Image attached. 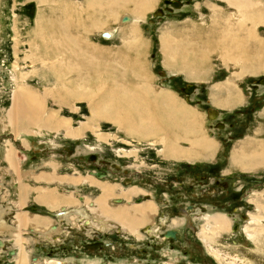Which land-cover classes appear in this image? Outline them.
I'll list each match as a JSON object with an SVG mask.
<instances>
[{
    "label": "rangeland",
    "instance_id": "obj_1",
    "mask_svg": "<svg viewBox=\"0 0 264 264\" xmlns=\"http://www.w3.org/2000/svg\"><path fill=\"white\" fill-rule=\"evenodd\" d=\"M86 2L0 0V205L11 208L4 219L16 226L21 211V217L27 220L32 211L47 215L42 212L47 211L44 205L34 199L45 185L63 193L75 190L67 183L77 181V194L90 203L102 196L104 187L112 186L106 202L110 208L140 209L137 204L143 198L154 199L160 211L193 204L190 216H180L184 218L181 226L174 227L167 221L159 235L164 236L169 228L189 231L190 225L195 230L192 238L199 235L207 242L209 252L203 250L206 247L198 239L202 254L184 242V247L169 242L182 252L176 250L167 256L168 245H163L160 237H123L129 228L113 223V218L108 217L110 235L83 221L74 224L55 217L52 223L63 227V232L48 242L36 240L38 234L30 226L22 227V242H15L9 233L0 236L4 241L0 264H22L24 255L28 264H264V226L256 233L260 227L249 221L252 214L264 223V163L252 157L255 151L264 155V0H154L140 14L136 0H97L99 6L91 12ZM53 23L70 28L55 36L58 50L52 59L54 68L50 60L42 61L43 41L50 43L47 33ZM107 29L114 33L112 39L103 37ZM209 34L215 40L209 41ZM164 37L172 42L170 51ZM184 39L187 44L178 47ZM235 41L239 43H230ZM185 51L187 56L183 57ZM257 63L262 66L254 70ZM188 72L192 74L189 77ZM119 74L122 79L126 77L123 83L141 86V93L146 94L147 87L153 95L175 98L181 108L176 111L178 118H182L183 109L196 121L191 132L169 125L163 130L145 127L141 121L139 125L145 131L133 135L95 111L89 97L81 92L98 91L99 80H103L101 90H108L114 80L107 75L117 79ZM189 84L193 91L186 93L183 88ZM22 87L39 94L50 90L40 116L41 121L50 116L51 127L30 126L19 134L15 132L7 113L15 90ZM56 91H70L75 97L69 93L65 98L62 93L64 99L56 100L52 97ZM230 94L238 95L240 102L228 104ZM59 122L63 127L58 129L55 126ZM68 126L83 128L81 135L68 134ZM205 141L210 147L204 145ZM168 145L181 150L183 156H167ZM8 149L15 154V164L5 158ZM198 149L209 152L200 156L196 154ZM89 172L104 173L106 179L99 180ZM46 176L54 178L45 183L42 179ZM63 181L69 182L58 185ZM83 181L85 185H81ZM23 184L29 190L27 206L18 204ZM71 205L82 207L84 203L76 196ZM216 211L232 216L231 220L237 218L234 222L242 229L233 234L232 220L227 231L212 232L214 226L205 222L204 215ZM81 223L91 228L78 230L76 226ZM252 233L257 235L250 238ZM117 235L123 239L115 240Z\"/></svg>",
    "mask_w": 264,
    "mask_h": 264
},
{
    "label": "bare ground",
    "instance_id": "obj_2",
    "mask_svg": "<svg viewBox=\"0 0 264 264\" xmlns=\"http://www.w3.org/2000/svg\"><path fill=\"white\" fill-rule=\"evenodd\" d=\"M96 1L97 0H87L86 4H87L88 10L90 12L92 11V9H96V7L99 6L96 3ZM112 1H114L116 3V1H118V0H112ZM122 1H125V0H122ZM136 1L138 2L137 3L138 5L137 4L136 5H137V7H139L138 9H140V12L138 11V13L140 14V13L144 12L145 10H147L149 7H151V5H152L154 0H136ZM240 5H243V3L242 4L240 3ZM125 18H126V16L122 17L120 21L121 22L124 21ZM128 18H129V20H131V18L129 16H128ZM87 22H89V21H87ZM63 24H64V22H63ZM63 24L61 23V27H56V25L54 23L52 24V26L50 25L51 27L49 29V32L47 33L48 34L47 35V37H48L47 39L50 40L49 44H47L46 42L43 41L44 40L43 37L46 36L45 33H44L45 35H42L43 37L41 38V40L43 41V43L45 45V47H43V50H45V52L42 53L44 56L42 55L43 59L42 58L41 59H42V61H45V62L50 60L51 67H53V68L56 66V62H55V60H52V59L57 55L56 51L58 50V48L56 50V46L57 45H56V42H55V36H56V34L58 32L59 33L63 32L62 34H65L64 32L67 33V32H69V29H70L69 26L67 27L66 24H65L66 26L63 25ZM74 24H75V22H74ZM93 24H94V21H93ZM81 25L82 24H80V28L82 27ZM66 27H67V29H66ZM212 33H213V31H212ZM113 34L114 33L112 32L111 29H107V30L103 31L102 35H103V37L105 39H112L114 37ZM58 35L61 36V34H58ZM209 35L207 37V39L209 41L210 40L211 41L215 40L214 37L211 38L212 34L210 36ZM78 38H79V40H81L80 37H78ZM199 38H202V37L199 36ZM163 39H164V41H163L164 45L168 48V51H170L173 48L171 40L170 39H166V37H164ZM237 39L238 38H236L235 40H237ZM241 40H243V39H241ZM221 41L223 42V39ZM182 43H186L187 44L186 40L184 39V41L181 42V44H178L177 46L181 47ZM226 43H227V41H226ZM226 43H224V44H226ZM230 43H239V42L235 41V42H230ZM202 45H203V43H202ZM227 46H226V48L225 47L224 48L227 49ZM77 48H78V46H77ZM199 48L201 49V47H199ZM240 48H238V49H240ZM234 49H235V47H234ZM75 50H76V48H75ZM232 51H234V50H232ZM226 52H228V51L226 50ZM246 52H248V51L246 50L245 53ZM200 53H202V52H200ZM238 54H240V53L238 52ZM203 55H204V53H203ZM229 55H230V53H229ZM85 56H86V58H89V57H87L86 54H85ZM186 56H187V52L185 51L184 54H183V57H186ZM120 59H123V58H120ZM257 59H259V57ZM82 60H84V59H82ZM78 62H79V60H78ZM123 62L125 64V61H123ZM123 62H121V63H123ZM127 62H130V61H127ZM42 63H44V62H42ZM118 63H120V60L118 61ZM255 63H256V60H255ZM182 66L185 67V63H183ZM261 66H262V63H257L256 65H254V70L255 69L257 70V68H260ZM117 67H119V66H117ZM57 68L59 69L58 66H57ZM106 68L104 67V70ZM135 70H136V68H135ZM98 71H101V70H98ZM117 71H118V69H117ZM195 71H196V73L198 72L197 70H195ZM88 72H90V70ZM120 73L122 74L121 70H120ZM56 74H58V73H56ZM121 74H119V77H117V79H116L115 75L114 76L113 75H107L108 78L110 77V79H113L114 81L112 82V84L110 85V88L108 90H106V89L103 90V91H106L105 94H103V91L101 90V89H103V86H102L103 80L102 81L99 80V84L97 85L98 88H99L98 91H96L94 89H91V90H89V89L87 90L86 89L87 91H82L81 90L82 91L81 92L82 96L84 95V97H89V99L91 100V104L93 105V109L95 111L101 112L102 116H104L107 119H110L115 124L120 126L121 129H125L127 132H129V133H131L133 135L134 134H138V133H142L143 131H145V130H141L142 124H144L145 127H149V126L153 127L154 126L156 128V126H157L161 130L165 129L166 128L165 126H167V128H169V126H172V128H175V126L176 127L178 126L184 132H189V133L191 132L190 130L193 129V127L196 124V121L190 115H187L188 113L184 112L183 109H182V112H183L182 118L181 117H180V119L178 118L176 111L178 109H181V108H180V105L177 104V100L175 98H173L170 95H166V94H160V96L153 95L150 92V89L147 88V87L145 89L146 90V94L145 93H141L142 92V91H140V87L141 86L136 88V87L130 86V84L123 83V81H126V77L123 78V79L120 78V76L123 75V74L122 75ZM193 74H194V72H193ZM92 75H95V74L93 73ZM191 75H189V72H188V77L191 76ZM101 76H102V74H101ZM131 76L133 77V75H131ZM104 77H106L105 74H104ZM58 80H60V79H58ZM90 80H91V78H90ZM96 81H98V79H96ZM72 91H73V89H72ZM62 93H65L63 96L66 98V96H68L70 91H69V93L68 92H64V91L63 92L56 91V93L54 92V94H52V97H54L56 100H59V98H63L64 99V97H61ZM49 94H51L50 90L49 91L45 90L44 94H42V93L39 94L36 90H34L33 88H30V87H25V88L22 87L21 89H16L15 90V93L13 94V98H12L13 99V105H12L11 109L7 113L8 114L7 117L11 121V123H13V129L15 130V132L17 134H19L22 131H25L30 126H37L38 128H40V127L41 128H45L47 126L51 127V123H53V121L51 122V117L49 116V118L45 119V121H41V116H40V115H42L44 113V107H45L44 103H45V101L47 99L46 97ZM70 94L75 97L74 94H72V93H70ZM93 94H96V95L93 96ZM159 97H161V99ZM228 97H229V99L227 100V102H229L228 104H230L231 102H234V104H236V102H240V100L238 98V95L235 96V94H230V95H228ZM63 99H62V101H63ZM159 105H161V106H159ZM138 118H139V120H138ZM141 121H143V122H142L141 125H139V123ZM55 127H58V129L62 128L63 127L62 122H59ZM67 128H68L67 133L71 134V135H74V136L81 135L80 132H82V129H83V128H81L79 130H76L72 126H68ZM167 147H168V150H169V154H167V156L176 157V156H181V155L183 156V154H184V153L181 152V150L174 149L171 145H168ZM201 152H203V151H201ZM247 152H249V150H247ZM242 153H243V151H242ZM5 154L4 155H5V158H6L7 162L9 164H15V162H16L15 161V154H13L12 151L9 150V149L5 151ZM240 155H237V157L238 158H243ZM252 157H254L255 159H263V161H259V163H264V155L261 154L260 152H256L255 151L254 154H252ZM90 174H92V173H90ZM70 176H72V175H70ZM102 177H98L99 180L102 179ZM66 182H69V181H65V182L63 181V182L59 183V185L63 186V185L66 184ZM76 183H78V182L77 181H70V183H67V185H69V186H72V187L75 186V187H73V188H75V190L65 191L64 194H65V196L70 197L71 200H73L72 198H74V197L76 198V196H77L79 202L80 203H84V205H82V207H80V206H77V207L69 206L71 208H69V207L64 208L63 207L64 208L63 210L61 209V211H58V212H55V213H52V212H49V211H45V210H42V212L51 213V215H55L56 218H58L59 220L67 221V223L71 222V223L75 224V222L79 223V222L83 221V224L86 223V225L88 224L89 226H93L99 231L108 232V233L111 230V226L109 224V221H111V220H109L108 217H110V219L113 218V220H112L113 223H115V221H117L121 225L125 224V227H128L130 231H135L141 224H146V223L150 224V223H152L153 216L155 215V212L157 211V209H156L157 206H155V204L152 201H148V202L143 203L142 205H140L142 207L140 209H137V208L133 209V208H130V207L129 208L125 207V206L110 208V206H107L106 202H107L108 198L110 197L109 192L111 190L113 191V189H110L112 186L111 187H108V186L104 187L105 190L102 193V196H99L95 202L90 203V201H88V202L86 201V197L85 196L83 197V196H79V194H77V186L74 185ZM85 183H86V181H83V183L82 184L80 183V184L81 185H85ZM81 199H83V202L81 201ZM71 200H69V201H71ZM84 201H86V202H84ZM49 204H52V203H49ZM70 204H73V201H71ZM10 209L9 208L4 209L3 206L0 205V236L4 235L6 233L7 234L9 233V234L12 235V237H13L15 242H18V241L22 242V239L24 237V234L22 232L23 231L22 227L23 226H30L31 230L36 231V233L38 234L36 240L41 239L43 241H47L48 242V240H51V238L55 234H61L63 232V227L59 226L58 224L52 223L53 222L52 220H49V221L47 220V222H44L42 224V223H39L38 221L31 220V219L27 220L26 218L21 217V212L22 211L17 214V216H18V224H16V226H13V225L9 224L4 219V215L7 212H10ZM219 212H217V213L214 212L215 213L214 215H210V214L204 215L205 222L214 226L212 232L225 230V229L227 231V229L230 228V225L232 223V220L229 218V216L224 215V214L219 213ZM90 215H93V217L91 218ZM250 218H251V219H249L250 222H255L257 224V226L260 227L259 229L256 228L255 232L256 233H258V232L260 233L261 230H262L261 228H263V226H264V223L262 222V218L258 217V216H254L252 214H251ZM230 220H231V222H230ZM152 225H154V223H152ZM125 229H127V228H125ZM247 229L248 228H245L243 230L247 231ZM148 232L152 233V231H148ZM249 235H250V238H252V237L256 236L257 234L252 233V234H249ZM167 237H169V236H167ZM203 239H205V237H203ZM3 246H4V241L2 239H0V249ZM11 253L17 254V251L16 250H11ZM27 260H28L27 256L24 255L22 264H28Z\"/></svg>",
    "mask_w": 264,
    "mask_h": 264
},
{
    "label": "flooded vegetation",
    "instance_id": "obj_3",
    "mask_svg": "<svg viewBox=\"0 0 264 264\" xmlns=\"http://www.w3.org/2000/svg\"><path fill=\"white\" fill-rule=\"evenodd\" d=\"M94 173L95 172H92V174H90V172H89V174L91 176L96 177L97 179H99L98 177H102V176H103L102 179H106V177H104L105 176L104 173H102L100 175L97 174V173H95L96 174L95 175ZM102 179H100V180H102ZM135 200L136 199H134V202H135ZM81 201L83 202V199H81ZM114 201H119L120 202L121 200H114ZM148 201H153L155 203V206L157 205L156 201L154 199H150V198H145V199L143 198L140 201V203H138V204L136 203V204L140 206L143 203L148 202ZM192 208H193V204L187 203V204H183L181 206L167 208V209H165L163 211H160V209H159V210H157V213L153 216L152 223H154V225H152V223H150V224H147L146 223V224H143V226H140L139 229L137 228L135 231L126 230L125 231L126 234H124L123 237H131V238H134L136 240H141V237H155V238L160 237L162 239L163 245H165V246L168 245L167 248H166L168 250V252H167L168 254H165L167 256H169L170 254H175L173 252L176 251V250L182 252V250L180 248H174V247L169 246V245H171V244H168L169 242H171L173 246H177V247L183 246L182 243L184 242V244L190 246L192 249H194V250H196L197 252H200V253L202 251V243L201 242H203V244H204L203 247H206L207 248V249L206 248L205 249L203 248V250L205 252H209L208 251L207 242L203 241L200 238L199 235H198V239L201 242L196 237L195 238L194 237L192 238L191 233L194 234L195 233V230H194V227H191L190 225L188 226V228L190 229L189 231L187 230L188 232L185 231L184 229H183L182 232H177V229L176 228L175 229L169 228V229H166L165 230L164 236H160L159 235V232L162 229V227L166 223H168L167 221H169L170 224H172V226H174V227L181 226L182 225V222H184V218L183 217H180V216H182V215H188V216H190V211H191ZM156 209H158V208L156 207ZM206 215H208V214H206ZM196 216H195V218H196ZM184 217H185V223L184 224H186L187 223V219H186V216H184ZM229 218H232V216H229ZM232 220H233V226H232L233 234H236V233H238V231H240L242 229L241 228V224L240 223H237V222H234V220L236 221L237 218H233ZM76 227L78 228V230H84V228H87V227L89 229L91 228V227L86 226V225L84 226L82 223H81L80 226L78 225ZM148 231H152L153 234L152 233H149ZM101 233H103V232H101ZM104 233L105 234H109L110 233V235H111V231H109V233L108 232H104ZM118 233H119V231H118ZM166 235L169 236V237H167ZM120 236H122V235H120ZM194 236H195V234H194ZM123 237L122 238H119V236L117 235V237H115V240L121 241L123 239ZM189 237H191V238H189ZM180 238H183V240H181ZM246 239L249 241V239H248L247 236H246ZM131 247H132V245H131ZM134 249H136V248H134ZM184 252H185L184 254H186V250H184Z\"/></svg>",
    "mask_w": 264,
    "mask_h": 264
},
{
    "label": "crops",
    "instance_id": "obj_4",
    "mask_svg": "<svg viewBox=\"0 0 264 264\" xmlns=\"http://www.w3.org/2000/svg\"><path fill=\"white\" fill-rule=\"evenodd\" d=\"M243 25V24H241ZM203 142V141H201ZM207 142L210 144V145H213L214 146V142L212 143L211 140H207ZM206 141L204 142V145L208 148L210 147L208 145ZM212 143V144H211ZM212 149V148H211ZM206 151V150H205ZM204 152V151H203ZM203 152H199V149L197 151L196 154H199L200 156H203L204 154H207V152L209 151H206V153H203ZM46 173H49L52 174L51 172H46ZM40 175V174H39ZM53 176V175H52ZM54 177H52L51 179L49 177L46 176V178H43L42 180L45 182V183H49L53 180ZM59 185V183H58ZM20 201H19V206L25 204L26 206L28 205L27 203V199H26V193H29V190L26 189V186L25 184H23L20 189ZM38 193L36 194L35 198L37 200V202L41 203L40 205H44L42 208L46 209L47 211L49 212H52V213H55V212H58V211H61V209L63 210L64 208H67L69 206L72 207V205L70 204L71 201V198L70 197H67L65 196L64 192L60 193V190H58V188L56 187H51V186H43L41 189H38L37 190ZM23 193V194H22ZM50 193V194H49ZM23 197V198H22ZM25 197V198H24ZM71 200V201H69ZM58 199V200H57ZM64 199V200H63ZM73 199V198H72ZM50 201V202H49ZM49 203H52V204H49ZM49 204V205H48ZM53 206V207H52ZM64 207V208H63ZM74 207V206H73ZM51 208V209H50ZM66 210V209H65ZM32 214V215H31ZM29 214V219L31 220H35V221H38L39 223H44V222H47V220H53V218H55L54 215H51V213H46L47 215H43V214H39L38 212H33ZM37 214V215H36ZM40 215V216H39ZM47 216V217H46ZM257 241L260 242L257 238ZM253 242L254 244H257L258 242Z\"/></svg>",
    "mask_w": 264,
    "mask_h": 264
},
{
    "label": "water",
    "instance_id": "obj_5",
    "mask_svg": "<svg viewBox=\"0 0 264 264\" xmlns=\"http://www.w3.org/2000/svg\"><path fill=\"white\" fill-rule=\"evenodd\" d=\"M261 81H264V78L263 79H261ZM184 89V91L186 92V93H190L191 91H193V85H191V84H189V85H187L185 88H183Z\"/></svg>",
    "mask_w": 264,
    "mask_h": 264
}]
</instances>
